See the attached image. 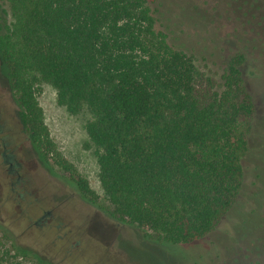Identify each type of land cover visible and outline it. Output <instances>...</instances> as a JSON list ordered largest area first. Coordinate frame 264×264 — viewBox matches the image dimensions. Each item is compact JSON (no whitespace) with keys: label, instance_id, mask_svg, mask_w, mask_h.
Listing matches in <instances>:
<instances>
[{"label":"trees","instance_id":"obj_1","mask_svg":"<svg viewBox=\"0 0 264 264\" xmlns=\"http://www.w3.org/2000/svg\"><path fill=\"white\" fill-rule=\"evenodd\" d=\"M3 1L0 60L42 163L96 203L44 123L47 83L68 114L90 116L110 218L165 246L226 236L227 222L250 237L246 249L264 250V121L246 78L264 66V0H218L226 28L211 21L222 16L217 0ZM181 33L206 46L186 47ZM211 50L223 53L218 65L198 56Z\"/></svg>","mask_w":264,"mask_h":264},{"label":"rangeland","instance_id":"obj_2","mask_svg":"<svg viewBox=\"0 0 264 264\" xmlns=\"http://www.w3.org/2000/svg\"><path fill=\"white\" fill-rule=\"evenodd\" d=\"M215 1L200 3L209 6ZM217 3L216 8L222 13V4ZM3 11L8 12V6L0 0V13ZM211 21L224 28L233 22L230 15L223 13ZM199 38L181 33L178 41L200 52L206 44ZM222 55L211 50L210 56H198L218 65ZM6 76L0 60V264H264V250L255 255L246 249L250 237H234L227 222L220 229L226 236L165 246L144 236L136 227L110 218L102 207L99 169L85 132L89 114H68L57 104L52 86L41 83L38 103L50 137L97 196L96 203L81 198L63 172L50 162L45 165L39 160L27 136L20 131L15 119V97ZM246 78L256 97V118L262 123L264 66L257 72L248 71ZM3 139L8 143L5 148ZM3 151L12 157V166L17 164L11 172Z\"/></svg>","mask_w":264,"mask_h":264},{"label":"flooded vegetation","instance_id":"obj_3","mask_svg":"<svg viewBox=\"0 0 264 264\" xmlns=\"http://www.w3.org/2000/svg\"><path fill=\"white\" fill-rule=\"evenodd\" d=\"M8 131H10V130H8ZM5 139L6 140H9V138H7V137ZM5 139L2 140V145H3L4 148L6 147V144H8L7 142H5ZM5 152L6 151H3L2 157H3L5 163H9V172H11L12 171V168L17 167V164H15V166L14 165L12 166L11 165V162L13 161L12 160V157L9 156V155H5Z\"/></svg>","mask_w":264,"mask_h":264}]
</instances>
